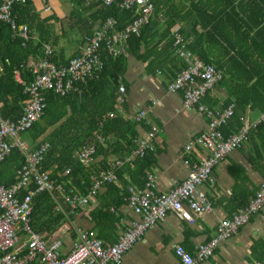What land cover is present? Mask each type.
Masks as SVG:
<instances>
[{
    "label": "crops",
    "instance_id": "crops-1",
    "mask_svg": "<svg viewBox=\"0 0 264 264\" xmlns=\"http://www.w3.org/2000/svg\"><path fill=\"white\" fill-rule=\"evenodd\" d=\"M32 4L36 15L43 18L45 11L49 10L55 18L62 19L61 27L68 29L67 18L72 6L66 0H47L46 3L34 0ZM153 5L154 11L150 21L154 24L156 36L148 46V52L155 51L156 58L150 56L143 63L128 56L122 86L125 118L133 120L134 114L140 110L147 113L144 123L136 125L137 140L144 138L150 128L149 122L156 124L160 129L152 151L155 161L145 172L143 180L135 177V184L129 175L123 173L122 177L118 178V183L114 184L116 191H110L107 187L101 189L84 211L70 214V210L69 213L63 210L64 205L62 206L61 202L54 203V211L61 213L63 218L51 232L39 234L48 244L59 242V256H64L71 249L76 238L74 228L84 230L92 236L101 234L103 239L100 240L106 245L116 243L126 228L138 219L124 202L123 194L127 195L128 187L142 189L141 185L152 175L155 191L158 194L168 193L188 176L189 166L186 162L196 163L200 157L208 154L196 144L189 154L185 153V146L194 143L196 137L206 130L207 121L197 111L184 109L180 92L167 91L166 84L173 79L177 71L165 64L155 73L146 68L149 62L166 61V50H162V47L170 39L175 40L176 36L180 35L186 49L200 60L198 51L203 50L205 59L221 68L217 69L222 78H256L264 73V0H153ZM51 26L58 33V24ZM40 27L46 25L37 22L33 39H37ZM63 41L68 44L71 42L68 39H59L57 45L51 47H56L52 48L53 50L61 47L64 58L69 61L74 53L79 52L81 45L75 44L74 49L69 46L67 51ZM180 58L188 64V59L183 56ZM35 59H29L28 65ZM217 84L202 99V103L207 107L212 105V109L224 107L228 92L235 95L241 93L240 88L234 84L225 89ZM243 91L244 99H247L251 92L250 86L246 84ZM255 92L264 91L256 89ZM230 100L235 105L239 103L235 98ZM239 104L244 107L245 113L242 116L247 120H264V114L251 110L250 104ZM29 148L34 149L30 144ZM101 160L102 157H99L95 164L98 166ZM117 160L111 156L107 167ZM134 160L136 159L132 157L130 163ZM263 167L264 149L260 145V137L251 132L247 143L229 153L215 168L210 181L200 188V192L211 204V212L193 213V222L169 213L162 222L146 231L142 239L125 255L122 264H179L174 252L177 245L195 256L200 246L215 236L220 222L231 218L239 208L247 206L254 198L259 187L264 184L261 176ZM98 209L102 213L94 217ZM104 212L111 213L113 219L106 218ZM262 260L264 206L240 228L237 236L220 241L213 255L199 264H253ZM31 264L39 263L35 260Z\"/></svg>",
    "mask_w": 264,
    "mask_h": 264
},
{
    "label": "built area",
    "instance_id": "built-area-1",
    "mask_svg": "<svg viewBox=\"0 0 264 264\" xmlns=\"http://www.w3.org/2000/svg\"><path fill=\"white\" fill-rule=\"evenodd\" d=\"M26 2L27 0H0V22L7 24L23 40L22 45L31 38V34L26 24L17 23L13 7ZM89 2L103 4L106 7L118 4L120 11H130L136 7L137 18L121 30H115L116 19L109 18L93 36L87 38L77 55L64 65L58 66L51 62L53 49L49 44H43L42 56H38L28 65L33 76V80L28 84L21 79L18 71L14 73L15 80L24 87L28 100L17 120L3 119L0 115V164L13 148L22 153L24 164L17 171L12 185L9 187L0 185V264H31L35 260H38L39 264H122L125 255L142 239L146 231L162 222L169 213L193 222V213L211 212V204L200 192V188L210 181L215 168L229 153L247 143L251 129L262 121L251 122L241 117L242 125L238 131L223 138L221 128L233 117L234 105L210 109L202 103L207 93L221 81L222 74L214 65L202 62L188 51L182 43L181 36L177 35L174 42L177 46L176 53L188 59V66L175 73L173 79L166 84V89L171 93L180 92L184 109L197 111L207 121L206 130L196 137L194 143L185 146V153L189 154L196 144L208 154L200 157L196 163L186 162L189 166L188 176L168 193L158 194L155 191V180L152 175L147 177L142 189L128 187L124 202L138 219L126 228L116 243L106 245L88 232L74 228L76 238L71 249L64 256H59V242L48 244L31 226L34 197L42 193L51 195L53 192H63L60 186L54 184L50 173L42 170L49 144L43 143L38 148L30 150L29 143L22 138V134L42 117L45 109L43 94L46 91H52L60 96L80 93V86L103 69V51L110 52L114 57L120 55L124 50L122 41L130 34H138L141 27L149 23L154 11L151 0H89ZM120 92L118 107L123 111V86L120 87ZM146 115V111L140 110L134 114L133 120L140 123L145 121ZM149 126L144 138L140 141L135 140L136 149L127 157L126 162L117 160L108 170L101 172L86 195H80L72 190L73 194L64 196L63 201L70 209V214L84 211L101 189L117 184L118 172L126 163L131 162L132 157L141 159L146 152L154 150V140L160 129L151 122ZM74 159L82 167L93 166L96 162L95 147L87 145L80 147L74 152ZM67 174L68 170H65L64 175ZM23 192L26 194L21 196ZM263 206L264 184L259 187L247 206L219 223L215 236L200 246L195 256L182 246H175L174 252L179 264H199L212 256L220 241L237 236L240 228ZM253 264H264V260L255 261Z\"/></svg>",
    "mask_w": 264,
    "mask_h": 264
},
{
    "label": "trees",
    "instance_id": "trees-1",
    "mask_svg": "<svg viewBox=\"0 0 264 264\" xmlns=\"http://www.w3.org/2000/svg\"><path fill=\"white\" fill-rule=\"evenodd\" d=\"M32 1L34 0H27L25 4H16L13 7L18 18L17 23L26 24L30 30L31 38L25 45H22L23 40L7 24L0 22V115L3 119L11 121L20 117L28 100V96L23 90L24 87L15 80L14 73L18 71L21 79L26 84L30 83L33 76L28 68V61L31 58L42 56L43 44L56 46L59 39H68L74 41L76 45H82L109 18L116 19L115 30L124 29L137 18L136 7L130 11H120L118 4L106 7L103 4L89 2V0H66L72 6V10L67 18L68 29L64 30L61 27L62 23H60L62 19L55 18L53 12L45 11L43 18L36 15ZM151 2L153 3V0ZM37 22L46 25V27H40L37 39H33ZM53 24H58V33L52 28L51 25ZM153 26L154 24L149 21L147 25L141 27L138 34H130L123 40L124 50L117 57L108 51H103V69L88 79L86 84L80 86V93L60 96L52 91H46L43 94L45 100L43 115L39 121L22 134V138L34 149L43 143L49 144V149L44 155L42 170L50 173L54 184L60 186L63 192H53L51 195L42 193L34 197L32 200L31 226L35 232H51L63 218L61 213L54 211V203L59 204L61 202L62 206L64 205L63 210L65 209V212L69 213L70 209L63 201L64 196L73 194L72 190L80 195H86L99 174L109 169L107 163L111 156L125 162L127 157L136 149V125L144 122L137 123L132 119L125 118L124 103L122 105L123 111H120L118 100L121 96L120 87L124 83L123 78L127 70L128 56L143 63L150 56L156 58L155 51L148 52V46L152 44V40L156 36ZM174 41V39H170L162 47V50H166V61L149 62L146 67L148 70L155 73L165 64L178 72L188 66L180 58L181 56L175 53L177 46L174 45ZM63 53L61 47L53 50L50 61L58 66L64 65L68 61L64 58ZM198 53L205 63L221 69L215 63L205 59L203 50L198 51ZM76 55L77 52L72 57ZM233 84L240 88L241 93L235 95L228 92V99L223 108L233 104L234 114L221 128L223 138L236 133L242 125L240 119L243 117L245 109L240 107L239 103L244 106L250 104L251 110L264 114V92H255L256 89L264 91V73L256 78H222L217 85L225 89ZM246 84L250 86L251 92L249 97L244 99L243 90ZM231 98H235L239 103L236 105L231 103ZM209 107L212 109L213 106L209 105ZM251 132L259 135L260 145L264 149V120L251 129ZM85 145L95 147L96 160L102 157L98 166L94 164L86 168L75 161L74 152ZM154 161L153 153L146 152L141 159L137 157L132 163H126L118 173V178H121L124 173L130 176L132 182L135 181V177L143 180L145 172L153 165ZM23 164L24 156L17 148H13L0 164V185L4 187L12 185L15 182L17 171L21 169ZM65 170H68L67 175H64ZM262 170L261 176L264 181V167ZM143 185L144 183L141 187ZM115 186L109 185L107 188L110 191H116ZM25 194L26 192H23L21 196ZM125 196L126 194H123V198ZM244 207L239 208V210ZM101 213V210H96L94 217ZM104 215L106 218L111 217L109 212H104ZM71 233L73 234V232ZM95 236L103 239L99 233Z\"/></svg>",
    "mask_w": 264,
    "mask_h": 264
},
{
    "label": "rangeland",
    "instance_id": "rangeland-1",
    "mask_svg": "<svg viewBox=\"0 0 264 264\" xmlns=\"http://www.w3.org/2000/svg\"><path fill=\"white\" fill-rule=\"evenodd\" d=\"M63 42H65V43H63L64 44V46H66V48H67V51H69V46H71V47H73L72 49H74V48H76L75 47V43L73 44V42L71 41V42H69V44H68V42L67 41H63ZM67 44H68V47H67ZM53 48V47H52ZM54 48H56V47H54ZM53 48V49H54Z\"/></svg>",
    "mask_w": 264,
    "mask_h": 264
}]
</instances>
